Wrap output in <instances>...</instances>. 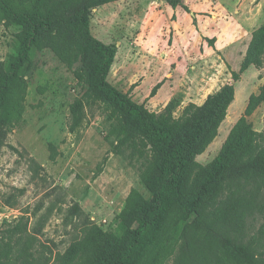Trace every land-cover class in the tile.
Listing matches in <instances>:
<instances>
[{
    "label": "rangeland",
    "instance_id": "rangeland-1",
    "mask_svg": "<svg viewBox=\"0 0 264 264\" xmlns=\"http://www.w3.org/2000/svg\"><path fill=\"white\" fill-rule=\"evenodd\" d=\"M12 1L30 4L31 0ZM102 1L48 0L44 12L52 15L64 8L72 16L86 7L92 34L116 50L108 81L135 102L146 106L154 96V88L158 90L165 80L134 91L142 78L158 72L157 80L171 78L176 86L167 104L175 102L176 117L190 103L204 105L225 84L235 87V99L218 135L197 157L199 166L185 175V185L191 188L245 115L251 95L264 85V0H209L212 8L206 13L195 7L204 0H181L175 7L162 0L177 9L173 24L170 13L157 17L155 10L163 7L149 0ZM112 2L117 3L110 13L96 11ZM30 30L29 23L5 22L0 3V80L28 41ZM70 39L62 28L43 29L0 104V228L18 220L27 223L49 264H70L94 228L116 227L134 191L138 200L150 202L154 197L142 176L152 160L151 145L143 147L141 136L133 134L131 141L118 147L125 118L107 107L105 93L76 77V71L85 72L93 64L92 56L81 57L70 68L55 52L57 43ZM18 98L24 105L21 120L7 126V119H15L11 103ZM77 102L79 123L72 129ZM165 107L147 108L159 113ZM250 121L255 131L264 133V102ZM140 148L148 150L147 161ZM223 185L225 194L235 199L224 207V222L201 232L199 243L195 225L181 227L168 264H234L226 263L224 248L251 239L259 257L264 256V171L241 169Z\"/></svg>",
    "mask_w": 264,
    "mask_h": 264
},
{
    "label": "trees",
    "instance_id": "trees-1",
    "mask_svg": "<svg viewBox=\"0 0 264 264\" xmlns=\"http://www.w3.org/2000/svg\"><path fill=\"white\" fill-rule=\"evenodd\" d=\"M46 1L31 0L30 4H18L12 0H0L5 22L31 25L28 41L0 80V104L15 83L42 30L59 27L69 32L71 39L63 44L57 43L56 54L70 68L81 57L90 54L93 64L85 72L76 71L78 81L105 93L107 107L118 117L125 118L118 147L131 141L133 134H138L143 147L151 145L148 150L152 154L142 176L145 183L149 181L153 200H138L136 192L131 193L117 226L107 230L94 228L80 243L70 264H168L176 252L181 227L185 230L195 225L199 243L201 232H210L214 225L224 222V207L235 200L233 195L224 192L223 184L227 180L241 169L264 171V133L255 131L250 121L252 114L264 102V85L259 93L251 95L245 115L232 129L220 153L194 178L191 188H187L185 175L199 166L197 157L218 135L227 108L235 99L234 85L225 84L202 106L190 103L179 117L174 115L175 102L159 113L152 111L108 81L116 50L92 34L88 9L80 8L71 16L67 9L62 8L47 15L44 12ZM166 1L174 7L181 2ZM233 75L235 79L239 78L237 73ZM157 87L152 95L156 94ZM80 106L77 102L72 129L79 123ZM11 111L15 119H7V126L21 120L24 112L22 98L13 100ZM147 151L139 149L146 161L149 159ZM261 229L264 230V223ZM40 244L37 235L28 230L24 221L18 220L14 226L0 228V263L49 264V259L44 258L39 249ZM259 252L251 239L240 241L233 248L225 247L222 254L226 263L264 264V256L260 258Z\"/></svg>",
    "mask_w": 264,
    "mask_h": 264
},
{
    "label": "crops",
    "instance_id": "crops-1",
    "mask_svg": "<svg viewBox=\"0 0 264 264\" xmlns=\"http://www.w3.org/2000/svg\"><path fill=\"white\" fill-rule=\"evenodd\" d=\"M121 1H124V0H121ZM149 1H150L151 4H158V6H162L163 7V10H158V8H160V7H158L155 10L154 14L157 17L162 18V16H166V15H168L170 13L171 14V17H170L171 23L170 24L175 23L171 18L175 14H177V9H174L173 7H170V6L166 5L164 3V1H162V0H149ZM116 3L117 2H112V3L105 4L104 6H102L100 8H97L96 11H101V13L103 11H109V13H110V9L113 6H115ZM209 4H210V1L209 0H204V1H201L200 3H196L195 4V7L197 9H199L200 12L206 13V12H210L209 9L212 8ZM187 5L189 6L190 3H187ZM151 6H153V5H151ZM192 6H194V5H192ZM163 11L165 12V14L163 13ZM203 16H206V15H203ZM213 17L214 18H217V15L214 14ZM164 54H165L164 52L161 53V55H164ZM171 76H173V74H171ZM157 78H159V72L155 76L146 75L144 78H142L140 80L141 83L136 86V89L134 91V93H136L141 88H143V90H148V87H150L152 84H155V83L158 84V83L162 82L163 80H165L161 84V86L159 87V89L157 90V93L154 96H152L147 101L146 106L149 107L150 109L151 108L152 109L154 108V110H156L157 107H159V106L160 107H163V106L165 107L168 104V102L171 100V98L173 97V95L175 94V92H176V86H174V83L171 80V78H165V77H163L164 79H162L161 81L159 79L157 80ZM134 93H132V94H134ZM190 100H195V97L194 98H191Z\"/></svg>",
    "mask_w": 264,
    "mask_h": 264
}]
</instances>
